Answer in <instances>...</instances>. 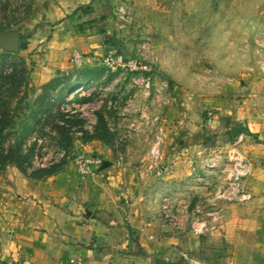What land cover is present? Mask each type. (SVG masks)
Here are the masks:
<instances>
[{
    "label": "rangeland",
    "instance_id": "obj_1",
    "mask_svg": "<svg viewBox=\"0 0 264 264\" xmlns=\"http://www.w3.org/2000/svg\"><path fill=\"white\" fill-rule=\"evenodd\" d=\"M69 17L70 26L93 21L88 33H103L109 47L138 56L148 69L107 68L101 60L109 47L83 52L91 60L82 66L56 68L71 62L77 48L60 59L45 39L29 44L37 31ZM7 30L29 36L24 49L0 47L10 130L35 122L23 145L29 151L26 174L73 163L84 145L96 141L111 150L131 197L155 225L205 235L220 225L229 204L245 202L220 197L233 161L245 157L235 150L242 135L230 142L222 137V128L209 123L213 112L200 101L233 97L245 74L264 73V0H0V32ZM45 68L52 69L50 76L42 75ZM87 68L93 72L86 87L70 88ZM173 161H181L183 179L161 194L160 177L171 172Z\"/></svg>",
    "mask_w": 264,
    "mask_h": 264
},
{
    "label": "crops",
    "instance_id": "obj_2",
    "mask_svg": "<svg viewBox=\"0 0 264 264\" xmlns=\"http://www.w3.org/2000/svg\"><path fill=\"white\" fill-rule=\"evenodd\" d=\"M83 22L70 26L73 17L62 19L37 31L29 45L45 39L60 59L72 47L99 54L111 46L103 33H88L90 24ZM71 63L56 68L64 70ZM45 70L42 75L50 76L52 69ZM237 90L233 97L200 101L203 110L213 112L209 123L222 128L227 141L231 126L248 130L238 134V147H231L251 162L246 179L250 198L229 204L216 229L197 236L150 222L116 171L111 150L93 141L83 149L103 156V168L94 174L82 176L75 163L42 177L16 167L0 174V264H63L76 255L86 264H264V73L245 74ZM180 163L173 161L171 172L160 177L159 193L181 183Z\"/></svg>",
    "mask_w": 264,
    "mask_h": 264
},
{
    "label": "built area",
    "instance_id": "obj_3",
    "mask_svg": "<svg viewBox=\"0 0 264 264\" xmlns=\"http://www.w3.org/2000/svg\"><path fill=\"white\" fill-rule=\"evenodd\" d=\"M84 53L73 49L71 51L70 61L74 66H82L85 64ZM102 64L109 69H124L125 71L147 70L148 66L143 64L138 56L126 57L113 47H109L102 56ZM264 71V67H262ZM86 85H80L78 89H83ZM239 136L238 139H240ZM73 163L77 165L78 171L82 176L96 173L103 168V158L95 152H82L73 158ZM252 173L251 162L245 157L237 158L233 161L231 171H227L225 179L228 181L227 189L220 194V197L231 201H246L250 198V194L246 190L245 180ZM205 228V223H201L200 227L194 230L201 233ZM63 264H86L85 260L79 256L69 257Z\"/></svg>",
    "mask_w": 264,
    "mask_h": 264
},
{
    "label": "trees",
    "instance_id": "obj_4",
    "mask_svg": "<svg viewBox=\"0 0 264 264\" xmlns=\"http://www.w3.org/2000/svg\"><path fill=\"white\" fill-rule=\"evenodd\" d=\"M91 20L83 22V24H91ZM29 36L26 35H21L20 34V45H19V50L25 48V42L24 40L28 38ZM93 72V70L87 68L84 71L80 72L79 75H77L74 83L70 85V88H75L79 87L80 85H83L85 79H89L90 74ZM3 84H0V173H2L5 168L10 165L14 164L17 166V168L25 173L23 164L27 161L29 157V151L23 148V145L27 141V136L31 129L34 128L35 122L29 123L28 121H24L18 131L12 132L10 130V125L12 124V117L9 114V107H8V102H6L4 99H2V92H3ZM61 115V118L63 119V116L65 114L59 113ZM103 121V119L101 118ZM101 121V122H102ZM104 125L105 122H104ZM103 125V127H104ZM60 131V130H59ZM64 131V130H61ZM248 130L241 126L240 124H235L231 126V129L229 133L231 134V137H235L238 134L242 132H247ZM60 169V168H59ZM56 170L53 171H48L45 172L44 174L40 175H31L28 174L29 176L32 177H42L44 175L51 174L55 172Z\"/></svg>",
    "mask_w": 264,
    "mask_h": 264
},
{
    "label": "water",
    "instance_id": "obj_5",
    "mask_svg": "<svg viewBox=\"0 0 264 264\" xmlns=\"http://www.w3.org/2000/svg\"><path fill=\"white\" fill-rule=\"evenodd\" d=\"M20 45V33L17 30L0 32V47L8 51H18ZM105 165V164H104Z\"/></svg>",
    "mask_w": 264,
    "mask_h": 264
}]
</instances>
